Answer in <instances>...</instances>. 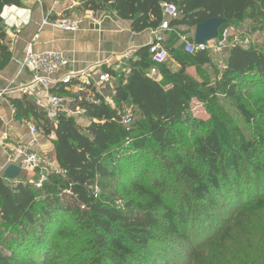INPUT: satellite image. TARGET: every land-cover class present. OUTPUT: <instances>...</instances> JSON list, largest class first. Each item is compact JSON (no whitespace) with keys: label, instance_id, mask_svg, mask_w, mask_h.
<instances>
[{"label":"trees","instance_id":"obj_1","mask_svg":"<svg viewBox=\"0 0 264 264\" xmlns=\"http://www.w3.org/2000/svg\"><path fill=\"white\" fill-rule=\"evenodd\" d=\"M80 1L94 12L114 3L135 33L158 29L166 4L178 11L171 29L194 32L210 19L229 24L247 16L264 24V0ZM19 5L0 0V71L12 58L3 11ZM149 50L135 52L127 81L106 70L117 79L115 92L111 103L99 95L82 103L87 127L62 112L54 132L30 102L12 100L17 117L55 136L54 156L66 175H49L40 189L19 179L10 186L0 175V264H192L220 235L219 216L264 204V113L235 102L253 94L264 102V51L233 46L220 71L207 52L169 49L178 67L158 66L155 80ZM207 68H215V82ZM194 103L209 120L196 117Z\"/></svg>","mask_w":264,"mask_h":264},{"label":"crops","instance_id":"obj_2","mask_svg":"<svg viewBox=\"0 0 264 264\" xmlns=\"http://www.w3.org/2000/svg\"><path fill=\"white\" fill-rule=\"evenodd\" d=\"M19 2V6H7L3 11V29L12 58L7 67L0 71L1 176L10 166L11 149L7 147L18 143L30 146L37 153L47 154L59 168L51 136H45L40 129L38 134H33L31 128L37 127L38 123L33 118L26 120L17 117L12 105V100L30 102L40 115L45 117L44 111L37 106V98L26 97L20 92L21 88L31 81L29 70L23 66L26 48L34 43V37L45 18L73 17L84 20L82 28L75 33L45 27L39 41L34 45V51L37 53L57 52L65 55L71 61L67 72L79 73L80 78L74 80L68 87L58 84L50 92L64 99L63 112L74 117L82 127H87L90 121L83 113L82 103L78 100L79 94L92 93L101 96L99 89L98 92L86 89V92L80 93L81 88L87 87L86 81L90 79L95 83L98 75L107 73L106 70H112L121 75L123 81H127L131 74L129 64L131 58L137 50L150 46L157 32V29H148L142 33L133 32L129 22L117 17L114 3L106 4L101 11L94 12L84 9L80 0H19ZM94 17L99 20V24L93 22ZM193 35L194 32L185 27L171 29L166 33V46L172 51L180 49L184 41L191 40ZM116 80L115 78L112 86H109L111 89L106 91L104 96L109 103L115 92ZM52 127L55 132L56 122ZM34 176H37V173H28L19 180L30 181Z\"/></svg>","mask_w":264,"mask_h":264},{"label":"built area","instance_id":"obj_3","mask_svg":"<svg viewBox=\"0 0 264 264\" xmlns=\"http://www.w3.org/2000/svg\"><path fill=\"white\" fill-rule=\"evenodd\" d=\"M163 15L164 21L157 29L154 41L151 43L149 50L154 67L150 69L148 76L155 80L161 79L158 66L170 60L169 48L166 46V33L171 30L169 21L178 18L177 8L172 4H166L164 5ZM93 22L99 24L96 19H93ZM83 23L84 20L82 18H45L41 23L39 32L34 37V43L29 44L26 48L23 66L29 70L31 81L29 84L25 85L20 92L26 97L37 98V106L44 111L46 120L51 124L56 122L60 113L65 109L64 99L58 95L52 94L50 92L51 89L58 84L70 85L74 80L79 79L80 76L79 73L67 72L71 64L68 57L57 52L37 53L34 51V45L35 42L39 41L41 32L45 27H50L66 33H74L82 28ZM249 43V39H243L240 35H232L228 30L222 28L218 39L208 43V45L197 46L195 43H191L190 40H185L182 49L190 55H194L198 51H204L211 55H218L224 50H229L233 46L242 47ZM114 80L115 78L109 73H100L95 83L88 79L86 81V86L88 88H81L80 93L86 92V89L95 91L99 89V94L104 98L102 91L112 86ZM39 93H41L40 96L38 95ZM95 98V94L92 93L87 95L79 94L78 96L80 103L85 101L92 103L96 101ZM83 113H85V111H83ZM132 123L133 118L131 111L125 110L123 124L129 126ZM31 132L33 134H38L39 129L37 127H32ZM7 148L11 149L9 158L10 165L20 167L22 172L37 173L39 178L35 183V187L38 189L42 188L48 181L47 175L50 173L49 168H54V164L50 162V159L46 155L35 152L30 146L25 144L18 143ZM52 174L65 176L66 172L56 167L53 169Z\"/></svg>","mask_w":264,"mask_h":264},{"label":"rangeland","instance_id":"obj_4","mask_svg":"<svg viewBox=\"0 0 264 264\" xmlns=\"http://www.w3.org/2000/svg\"><path fill=\"white\" fill-rule=\"evenodd\" d=\"M93 19L96 18L94 17ZM223 28L228 30L232 35H240L243 39L250 40V43L242 46V48L248 49L253 47L264 51V24L260 19H252L247 16L244 22H231ZM228 52L229 50H224L218 55H212L215 68L217 67L220 71L223 70L226 65ZM167 64L174 67L171 58L167 61ZM215 68H207L206 70L212 82H215ZM189 72L194 74L193 70H189ZM109 89L111 87L107 90L103 89V96H105L106 91ZM259 96V94H253L251 96L241 95L235 99V102L247 105L253 113H264V102L261 100L263 98L259 99ZM220 99H223V96ZM193 108L196 117L203 121L210 119V114L207 113L203 104L194 103ZM249 137L251 140L254 139L253 135H249ZM51 138L53 140L55 139L53 134ZM42 155H46L50 159V162L54 164V161L47 154ZM53 167L56 168L55 165ZM54 168H49L50 173L47 176L53 173ZM26 174L28 172H22V176ZM38 178L39 175L37 174L30 181L35 184ZM17 181L19 180L15 182ZM121 181L123 182V180ZM15 182L11 181L9 185L11 186ZM111 185L113 189H118L121 194V185L118 187L115 182H112ZM97 190L99 191V189ZM251 194L254 196L253 191ZM246 205L245 207H239L237 211L231 214H227L228 212H226L222 216H219L220 218L218 219L220 222L218 224V230L220 235L209 240L203 246L198 253L200 256L195 261H191L192 264H264V204L256 203L251 206ZM171 264L177 263L171 262Z\"/></svg>","mask_w":264,"mask_h":264},{"label":"water","instance_id":"obj_5","mask_svg":"<svg viewBox=\"0 0 264 264\" xmlns=\"http://www.w3.org/2000/svg\"><path fill=\"white\" fill-rule=\"evenodd\" d=\"M228 24L226 19L214 18L198 25L194 30L193 42L197 46H206L208 43L218 39L220 30ZM22 176V169L16 165H10L4 171L7 180L15 181Z\"/></svg>","mask_w":264,"mask_h":264}]
</instances>
